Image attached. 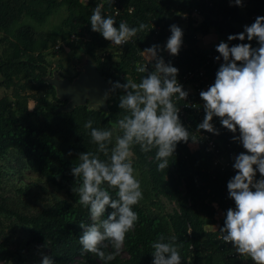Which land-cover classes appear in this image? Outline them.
<instances>
[{"label":"trees","instance_id":"obj_1","mask_svg":"<svg viewBox=\"0 0 264 264\" xmlns=\"http://www.w3.org/2000/svg\"><path fill=\"white\" fill-rule=\"evenodd\" d=\"M230 1L123 0L134 11L123 18L113 17L116 27H119L121 21H125L130 27H138L143 22L149 28L139 32L132 42L116 46L105 40L101 34L92 31L90 17L95 5L92 1L83 5L80 0H19L16 3L13 0H0V33L12 34L15 38L7 41L9 51L0 63V90L13 85L18 87L14 99L5 97L0 100V190L3 183L1 161L14 154L24 160L31 172L42 176L48 184L66 194L64 200L32 215L12 211L0 199V217L15 218L28 230L31 244L44 245L47 248L48 257L54 264H104L94 254H81L79 239L83 229L80 224L87 226L92 220L89 210L78 204L79 196L73 192L76 180L71 169L78 162L76 160L80 153L98 151V145L92 142L90 130L85 129L84 124L92 120L95 128L112 129L123 115L119 108V97L123 92L119 89L111 92L108 111L89 109L88 106L77 107L72 112L59 111V107L65 103L57 98L55 88L47 81V77L53 73L47 58V51L51 48L48 44L41 47L36 43L31 27L14 32L16 22L23 16H28L39 23H45L55 10L67 3L70 10V30L61 39L65 42L62 49L65 44L74 53L83 49L108 82L126 83V77H129L139 83L146 75L136 71L137 65L144 60L142 51L154 44L166 49L167 40L171 36L169 27L176 25L174 17L192 12L195 8L202 12L204 20L196 28L189 25V43L185 44L186 31L178 23L177 26L183 31L179 54L173 56L166 50L159 54L163 59H170L172 66L179 70L178 76L205 66L212 60L211 54H219L216 49L201 51L197 47L198 35L205 37L212 31L217 35L239 34L233 21L240 6L232 7L229 5ZM153 24L162 26L164 30L156 35ZM82 31L89 34V41H69L72 34L80 36ZM53 40L55 46L56 38ZM236 41L238 44L246 43ZM113 50L116 53H112ZM220 66H208L209 75L216 76ZM74 71L72 73L61 64L58 72L62 78L74 80L79 75L77 70ZM110 86L112 88L111 84ZM31 101L35 103L33 110L29 109ZM202 122L195 114L192 127L186 129L193 133ZM212 123L219 135L202 132L224 144L230 142L228 140L233 133L224 128L217 117L213 118ZM191 143L189 140L187 144L180 142L177 145L174 156L170 158L169 168L163 172L157 171L155 149L143 153L138 145L133 148L134 168L140 167L148 175L147 192L153 199L152 204L158 205L160 198H165L175 203L178 210L164 216L153 214L141 201L133 206V211L138 214V221L134 229L126 234L124 246L127 257L120 254L109 264H153L151 243L161 233L165 237H177L182 264H188L190 260L192 264H237L227 258L225 250L217 241L218 235L222 234L219 230L224 227L227 210L233 209L227 184L236 174L230 170L220 171L214 168L212 158L205 149L198 144L199 147L192 150ZM242 152L246 153L240 148L238 155ZM98 154L102 160L107 159L102 153ZM256 179H261L258 171ZM110 192L115 198V191ZM111 211L109 208L102 219H106ZM218 211L222 212L220 218ZM214 226L217 229L212 230ZM1 238L0 229V264H27L22 258H18L16 262V255ZM191 246L194 247L193 250ZM104 251L111 252L113 249L109 247Z\"/></svg>","mask_w":264,"mask_h":264},{"label":"clouds","instance_id":"obj_2","mask_svg":"<svg viewBox=\"0 0 264 264\" xmlns=\"http://www.w3.org/2000/svg\"><path fill=\"white\" fill-rule=\"evenodd\" d=\"M234 3L243 6L242 0H234ZM103 7L98 4L93 9L91 29L112 45H124L149 28L143 22L138 27H130L125 21L116 27L112 16L102 15ZM170 31L166 49L154 44L142 51L147 63L138 64L136 71L146 75L139 83L129 77H126V83L109 81L111 92L117 89L123 92L119 97L123 115L112 129L95 128L92 120L84 124V128L90 130L92 142L98 145V151L80 153L78 162L71 169L76 180L73 192L79 196L78 204L89 210L92 220L90 225L80 224L83 229L79 239L81 254H94L104 264L121 254L126 234L138 221L133 206L143 199V191L134 168L133 148L138 145L143 153L155 149L157 171L163 172L169 168L170 158L180 142H199L197 135L184 127L180 108L175 103L187 101L189 95L178 82L179 70L166 63L159 54L166 50L177 56L180 52L183 31L177 25L170 26ZM245 39L256 40L259 46L253 48L250 43H240L229 47L225 42L217 45L216 51L220 55L216 60L222 57L224 63L216 73L214 84L200 92L206 115L198 125L197 133L206 131L219 135L212 123L214 117L220 118L223 127L232 133L239 131L234 141L241 143L246 153L234 158L236 175L229 180L227 188L235 209L227 210L219 238L225 244L233 245L242 258L264 264V17H257L250 26L246 25L244 32L228 36L229 41L243 42ZM149 64L153 65L154 71L148 70ZM190 107L199 106L192 104ZM98 153L107 159L102 160ZM257 170L261 176L259 180L256 179ZM110 190L115 191V198ZM109 208L111 213L102 219ZM176 241V236L165 237L161 233L151 243L153 264H182ZM109 247L113 251H104ZM42 264L54 262L44 256Z\"/></svg>","mask_w":264,"mask_h":264},{"label":"rangeland","instance_id":"obj_3","mask_svg":"<svg viewBox=\"0 0 264 264\" xmlns=\"http://www.w3.org/2000/svg\"><path fill=\"white\" fill-rule=\"evenodd\" d=\"M13 2H19V0H13ZM80 2L83 5H87L89 0H80ZM69 16V5L65 3L62 7L55 10L46 19L45 23H39L28 16H23L13 27L14 32L26 27H31L36 43L41 47L44 44H48L51 49L47 51V58L51 63L53 73L59 71L61 64L66 69H70L72 73H75L74 70L82 67L87 60H91L83 49L74 53L66 44L64 49L59 51L55 50L53 39L56 38V42H58V40L66 37L70 30L68 24ZM175 21L176 25L178 23L179 25L184 24L180 17H176ZM61 33H63V35H61ZM86 35L90 39L89 34L86 33ZM226 38H228L227 35H217L212 32L206 38L200 39V48L203 51L209 47H216L219 43L225 42ZM14 39V35L12 34L0 33V63L9 51L7 41L10 42ZM189 40L190 36L187 42H189ZM111 52L116 53L114 50ZM0 81H2L1 74ZM22 84L23 83H20V85ZM16 89H18L17 85L1 89L0 100L5 97L14 99ZM34 105L35 103L31 101L29 109L33 110ZM217 119L220 122V118L217 117ZM198 144L199 142L196 144H193L192 142L190 146L196 147ZM1 165L3 168V183L0 190V199L5 201L6 206L10 210L26 215H32L45 207L53 206L66 198L64 191L56 189L48 184L45 178L31 172L26 167L24 160L19 156L14 154L8 155L1 161ZM135 170L137 179L140 181L143 191V199L141 202L146 205L153 214L159 213L167 216L173 214L175 210H178L175 203H172L165 198H160L158 205L152 204L153 199L147 192L149 190L148 175L145 171H142L140 167H135ZM23 190H25V193H23ZM220 217H222V212L218 211V218ZM0 223L2 233L1 239L7 243L9 249L16 255V262L18 258H22L27 264H42V258L44 256H49L48 250L44 245L30 243L28 230L20 225L15 218L1 216ZM215 229H217V226L212 228V230ZM121 255L127 257L125 246H123V249L121 250ZM188 264H192V260L188 261Z\"/></svg>","mask_w":264,"mask_h":264},{"label":"built area","instance_id":"obj_4","mask_svg":"<svg viewBox=\"0 0 264 264\" xmlns=\"http://www.w3.org/2000/svg\"><path fill=\"white\" fill-rule=\"evenodd\" d=\"M89 1H92L95 4L94 8L98 4H103L104 7L102 9V14H104L106 17L112 16L117 18H123L128 14H132L134 11V8L127 7L124 4L123 0H89ZM207 1L211 2L213 0H207ZM108 6H110V8H108ZM176 17H180L184 24L186 25L192 24L193 27L195 28L199 26L204 20V16L202 12L197 8L193 9L192 12L184 13L182 15H176ZM257 17H264V8L260 12L252 13L249 17V20L252 23H254ZM173 21L176 23L175 19H173ZM152 28L155 31L156 35H158L160 32L164 30L162 26H156L155 24L152 25ZM86 33H87L86 31H82L80 36L74 33L70 36L69 41L76 42L78 40H81L83 42H87L89 41V38L86 35ZM134 39L135 37L131 38L127 43L132 42ZM63 46H64V42L60 40L55 44L54 48L56 51H59L62 49ZM105 55L106 52L103 53V56ZM217 56H219V54L217 53L211 54L212 60L209 61L205 66L181 73L177 77L178 82L181 85H183L184 90L189 93L187 97V101L186 100L175 101L176 106L180 108L179 116L185 128L192 127V119L195 114L198 115L200 119L204 120V116L206 113L203 108L204 101L200 97V92L206 91L209 88V86L214 84L216 79V76L211 77L209 75L207 67L210 65H221L224 63L222 57L219 61H217L216 60ZM164 60L166 63L172 64L169 58H166ZM146 63L147 60L144 57V60L139 64L144 65ZM153 69H154L153 65L149 64L148 70H153ZM192 104L198 105L199 107L198 108L190 107V105ZM193 134L197 135L199 139V144L205 149L207 154L211 156L212 165L214 168H218L220 171L230 170L232 173L236 174V170L233 167L235 162L234 158L238 156L240 148L246 151L241 143L234 141V136L239 135L238 130L237 133L232 134V138L228 140L230 142L226 144L218 141V139L215 137H210L208 134L202 131L197 133V130H193ZM231 205L233 209H235L234 200H231ZM221 235L222 234L218 235L217 241L219 243V246L223 250H225L228 259L236 261L237 264H254V262L251 261L250 258H242L238 253H236L233 245L225 244L219 238ZM190 248L191 250L194 249L193 246H191Z\"/></svg>","mask_w":264,"mask_h":264},{"label":"water","instance_id":"obj_5","mask_svg":"<svg viewBox=\"0 0 264 264\" xmlns=\"http://www.w3.org/2000/svg\"><path fill=\"white\" fill-rule=\"evenodd\" d=\"M77 71L79 75L74 80L62 78L60 72H54L47 77V81L56 90L57 98L65 103L58 110L72 112L77 107L88 106L89 109L108 111L111 86L94 62L87 60ZM96 104L102 106L95 107Z\"/></svg>","mask_w":264,"mask_h":264},{"label":"crops","instance_id":"obj_6","mask_svg":"<svg viewBox=\"0 0 264 264\" xmlns=\"http://www.w3.org/2000/svg\"><path fill=\"white\" fill-rule=\"evenodd\" d=\"M242 2H243V6L242 7L241 6L239 7L238 14L235 17V20L233 21V24H234L235 28L238 30L239 33L244 32V28H245L246 25L250 26L252 24V22L249 20L250 15L252 13H254V12H260L264 8V1L263 0H242ZM229 5L232 6V7L233 6H236L235 3H234V0H231L230 3H229ZM175 18H176V16L174 17V19ZM180 27L183 30L186 31V35L184 37V42L187 45L189 43V42H187L188 41V38H189V26L186 25V24H182V25H180ZM206 37L207 36H205V37L198 36L199 42L197 44V47L200 50H201V48H200V45H201L200 44V39H204ZM226 41H225V43H228L229 44V47L238 45V43H237L236 40L229 41L228 38H226ZM245 42L246 43H250L253 48H257L259 46L258 45V42L256 40L248 41L247 39H245ZM216 47H209V48H207V49H205L203 51H205V52L206 51H210V50L216 49ZM198 147L199 146L197 145L196 147H191V148H192V150H196Z\"/></svg>","mask_w":264,"mask_h":264}]
</instances>
